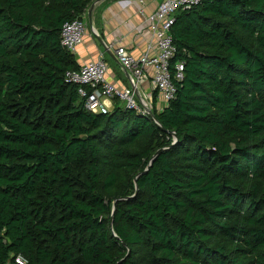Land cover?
<instances>
[{
    "label": "trees",
    "instance_id": "trees-1",
    "mask_svg": "<svg viewBox=\"0 0 264 264\" xmlns=\"http://www.w3.org/2000/svg\"><path fill=\"white\" fill-rule=\"evenodd\" d=\"M95 1L0 0V264H264V0L176 14L155 119L67 80Z\"/></svg>",
    "mask_w": 264,
    "mask_h": 264
},
{
    "label": "built area",
    "instance_id": "built-area-1",
    "mask_svg": "<svg viewBox=\"0 0 264 264\" xmlns=\"http://www.w3.org/2000/svg\"><path fill=\"white\" fill-rule=\"evenodd\" d=\"M201 0H162L156 11L146 16L147 23L157 44V52L149 51L140 56L134 55L125 45L116 47V56L123 67L131 74L135 86H140L149 79L148 69L153 71V82L167 102L176 95L175 80L184 78V61H172L176 57L177 46L171 34L175 16L198 4ZM87 32L84 19L77 18L64 24L61 32L62 45L70 52L76 53ZM109 66L104 55L98 59L80 65L79 69L66 72L68 81L79 85L80 94L86 97V106L96 113L111 110L108 101L119 100L127 109L148 113L145 99L138 100L134 88H121L108 79ZM16 264H28L26 258L18 255Z\"/></svg>",
    "mask_w": 264,
    "mask_h": 264
},
{
    "label": "crops",
    "instance_id": "crops-1",
    "mask_svg": "<svg viewBox=\"0 0 264 264\" xmlns=\"http://www.w3.org/2000/svg\"><path fill=\"white\" fill-rule=\"evenodd\" d=\"M161 1L102 0L95 3L92 8L90 5L84 21L87 24L86 19H88L95 33H89L87 30L83 42L75 53L79 65L104 55L109 66V81L121 88H134L139 101L145 99L151 109L156 105L159 110L163 109L168 102L155 87L153 71L148 69L149 79L140 86H135L131 74L126 71L116 56V47L123 44L136 56L146 51L151 54L157 52L156 40L146 16L156 11ZM117 102L123 106L119 100L108 101V104L112 109Z\"/></svg>",
    "mask_w": 264,
    "mask_h": 264
},
{
    "label": "water",
    "instance_id": "water-1",
    "mask_svg": "<svg viewBox=\"0 0 264 264\" xmlns=\"http://www.w3.org/2000/svg\"><path fill=\"white\" fill-rule=\"evenodd\" d=\"M99 1H102V0H96L92 5H91V8L94 6V4L95 3H97V2H99ZM91 12V11H90ZM127 71V70H126ZM128 72V71H127ZM129 73V72H128ZM146 110H147V112H148V114L153 118V119H155V114H154V112H153V110L150 108V107H146ZM162 152V150H159L154 156H153V158H152V160H151V162H150V164H149V166H151V164H152V162L155 160V158L160 154ZM148 171V168L145 170V172H147ZM137 181V180H136Z\"/></svg>",
    "mask_w": 264,
    "mask_h": 264
},
{
    "label": "rangeland",
    "instance_id": "rangeland-1",
    "mask_svg": "<svg viewBox=\"0 0 264 264\" xmlns=\"http://www.w3.org/2000/svg\"><path fill=\"white\" fill-rule=\"evenodd\" d=\"M85 15H86V13H85ZM85 15H84V17L87 18V15H86V16H85ZM86 21H87V24H88V26H87V30H88V32H89V33H95V30H94L93 27L89 24L88 19H86ZM148 107H150V106L148 105Z\"/></svg>",
    "mask_w": 264,
    "mask_h": 264
}]
</instances>
